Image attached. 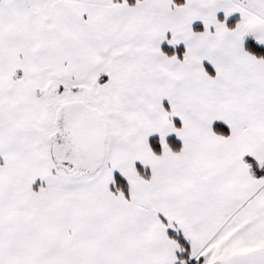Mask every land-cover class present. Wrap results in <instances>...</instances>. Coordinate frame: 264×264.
<instances>
[{"label": "snow or ice", "instance_id": "snow-or-ice-1", "mask_svg": "<svg viewBox=\"0 0 264 264\" xmlns=\"http://www.w3.org/2000/svg\"><path fill=\"white\" fill-rule=\"evenodd\" d=\"M0 264H264V0H0Z\"/></svg>", "mask_w": 264, "mask_h": 264}]
</instances>
